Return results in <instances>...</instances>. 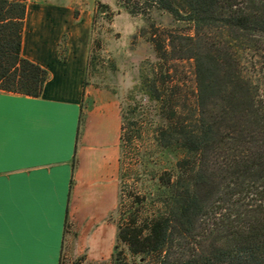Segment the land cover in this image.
<instances>
[{"label":"trees","instance_id":"obj_1","mask_svg":"<svg viewBox=\"0 0 264 264\" xmlns=\"http://www.w3.org/2000/svg\"><path fill=\"white\" fill-rule=\"evenodd\" d=\"M27 1L0 0V92L40 97L49 71L22 52ZM153 4L193 30L167 44L152 36L160 60H194L193 98L178 107L176 89L158 86L156 69L143 72L136 91L155 103L166 162L130 195L113 257L101 264H264V0ZM135 107L122 110V153L140 134Z\"/></svg>","mask_w":264,"mask_h":264},{"label":"crops","instance_id":"obj_2","mask_svg":"<svg viewBox=\"0 0 264 264\" xmlns=\"http://www.w3.org/2000/svg\"><path fill=\"white\" fill-rule=\"evenodd\" d=\"M91 27L69 0L27 1L22 52L49 79L40 97L0 92V264L113 257L122 115L87 86Z\"/></svg>","mask_w":264,"mask_h":264},{"label":"rangeland","instance_id":"obj_3","mask_svg":"<svg viewBox=\"0 0 264 264\" xmlns=\"http://www.w3.org/2000/svg\"><path fill=\"white\" fill-rule=\"evenodd\" d=\"M69 1L76 13L84 9L92 18L90 55L93 61L87 86L113 98L121 115L122 110L136 105L133 109L135 131L140 134L135 132L133 143L125 148L124 153L121 151L120 172L123 167L127 173L122 183V202L119 201L113 215L119 222L130 195L142 189V181L150 183L154 172H162L166 162L155 137L160 122L155 103L136 91L143 72L152 78L156 69L158 86L175 88L177 94L172 102L181 108H184L186 97L193 98L195 87L194 60L174 58L170 52L165 61L160 60L152 36L167 44L170 33H193V30L190 25L179 23L169 12L154 5L153 0ZM141 162L149 166L143 170L139 168ZM117 237L118 232L116 244Z\"/></svg>","mask_w":264,"mask_h":264}]
</instances>
